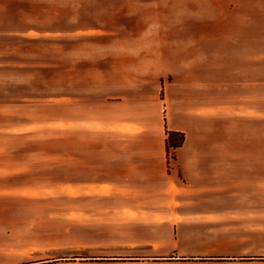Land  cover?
<instances>
[{
    "label": "rangeland",
    "instance_id": "rangeland-1",
    "mask_svg": "<svg viewBox=\"0 0 264 264\" xmlns=\"http://www.w3.org/2000/svg\"><path fill=\"white\" fill-rule=\"evenodd\" d=\"M263 29L264 0H0V264H264L219 167Z\"/></svg>",
    "mask_w": 264,
    "mask_h": 264
},
{
    "label": "crops",
    "instance_id": "crops-1",
    "mask_svg": "<svg viewBox=\"0 0 264 264\" xmlns=\"http://www.w3.org/2000/svg\"><path fill=\"white\" fill-rule=\"evenodd\" d=\"M262 34L264 37V29ZM251 39L249 36L246 47L244 83L236 82L237 86H241L240 89L237 87V92L242 96L236 98V107L244 109L245 112V141L240 145L235 143V153L229 158V163L220 164L219 167H230L231 193L244 197L248 211L262 215L264 219V41L261 46L255 47ZM203 91L199 89L198 95ZM194 105L201 107L198 102ZM204 160L193 158L187 165ZM16 174L22 177L25 174L24 167L19 168ZM12 189L7 183L0 186V192Z\"/></svg>",
    "mask_w": 264,
    "mask_h": 264
},
{
    "label": "trees",
    "instance_id": "trees-1",
    "mask_svg": "<svg viewBox=\"0 0 264 264\" xmlns=\"http://www.w3.org/2000/svg\"><path fill=\"white\" fill-rule=\"evenodd\" d=\"M175 135H177V133H172L170 136H175ZM169 145V143L167 142V147H170V146H168ZM179 146H177V145H172V148L173 149H176V148H178Z\"/></svg>",
    "mask_w": 264,
    "mask_h": 264
}]
</instances>
